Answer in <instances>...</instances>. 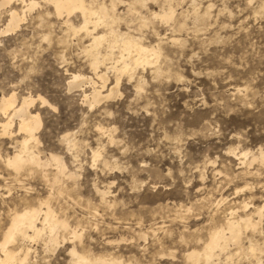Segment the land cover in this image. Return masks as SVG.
I'll return each instance as SVG.
<instances>
[{
  "label": "rangeland",
  "instance_id": "rangeland-1",
  "mask_svg": "<svg viewBox=\"0 0 264 264\" xmlns=\"http://www.w3.org/2000/svg\"><path fill=\"white\" fill-rule=\"evenodd\" d=\"M112 1L86 2L111 9ZM115 1L116 29L158 45L161 55L153 65L138 66L132 78L121 75L113 93L92 106L85 99L92 84L69 86L74 73L102 86L85 52L91 39L79 29L81 14L61 17L45 0L32 10L28 0L0 7V97L14 92L17 100L34 98L30 109L42 119L35 149L43 158L63 157L75 173L53 183V164L16 175L0 159V240L9 209L45 198L59 216L79 223L82 237L53 253L31 242L26 264H73V243L91 255L112 254L134 264H188L184 253L200 234L206 237L213 213L221 219L226 207L246 198L264 204V163L248 164L252 152L264 150V0ZM11 9L24 19L1 33ZM171 9L170 22L153 15ZM106 75L103 96L116 80L113 71ZM12 127L11 136L0 127L5 159L23 136ZM246 150L249 155L241 156ZM97 189L107 192L105 200ZM258 256L260 261L237 263L264 264V253Z\"/></svg>",
  "mask_w": 264,
  "mask_h": 264
},
{
  "label": "bare ground",
  "instance_id": "bare-ground-1",
  "mask_svg": "<svg viewBox=\"0 0 264 264\" xmlns=\"http://www.w3.org/2000/svg\"><path fill=\"white\" fill-rule=\"evenodd\" d=\"M12 1L1 0L0 7L9 5ZM22 1L26 2V0ZM45 1L51 3L56 13L61 17L63 15L70 17L76 11L82 16L83 23L79 29L84 30L85 34L91 39L85 52L90 57L91 69L94 75L102 81L100 82L102 86L99 88L97 81L92 76H85L81 73H74L72 75L69 86L70 89H74L83 87L85 83L92 84L91 94H85V99L90 102L91 106L98 103L103 97H109L113 93L114 88L120 81L121 75L127 74L132 78L138 66L145 67L157 63L161 55L158 45L147 46L136 37L121 34L116 29L115 24L118 19L113 14V11L117 7L115 3L117 1H112L111 9L105 3L93 6L87 3V0ZM38 3L39 0H28V10H32ZM174 14L175 10L171 9L168 12L166 10L154 13L153 15L160 17L166 22H170ZM24 15L11 9L6 29L2 30L1 33L15 30L24 19ZM71 23L69 22L68 24L71 25ZM98 27L105 31L99 33L96 31ZM79 29L78 31H80ZM101 67H104L105 71ZM108 70L116 73V80L115 84L109 88V93L103 96L102 89L107 87L106 82L108 78L106 74ZM37 98L40 99L41 104L48 103V99L46 100L39 95ZM33 102L34 98L31 96L17 100L14 92L0 97L1 134L11 136L13 134V125H17V134L23 133L22 139L17 140L18 145L15 153L8 155L6 159L0 153V159H4L3 162L6 163L9 169L14 170L16 175H19L25 167L35 166L44 171L46 166L48 167V165L53 164L55 171L52 173V177L49 178L53 183L58 181L61 176H66L70 179L75 173L69 170L68 165L64 162L65 160L63 161L62 159L63 157L61 158L57 154L50 153L49 156L43 158L40 156L39 150L35 149L33 145L38 140L36 131L42 122L39 112H33L30 109ZM64 138L67 140L68 145H74L72 144L73 140L68 135ZM247 154L249 155L247 150L241 152V156L243 157H247ZM98 156L99 153L95 152L94 160ZM250 157L248 161L249 165L255 160L264 163L263 148H260L257 152H252ZM244 160L241 163H244ZM47 173L46 175H48ZM0 178H4V176L0 174ZM58 192L60 193L61 191L58 190ZM97 192L102 195V200H105L104 197L107 192L101 189H97ZM246 199L238 202V205L233 204L226 207V210L222 211L224 215L221 219H218L214 215L215 213L210 216L206 237L200 234L194 245L189 247L184 253V258L188 264H238L237 262L241 258H245L246 260L251 258L250 261L253 259L260 261L258 254L264 253V246L260 242L261 240L264 242V228L260 226L263 219L264 204L256 206L251 200ZM53 205L48 198H45L34 204H24L22 207L9 209L8 217L10 221L0 240V264H26L30 259L31 251H33L30 245L31 242L40 241L42 242V249L46 253H53L57 247L68 239L72 238L73 240V238L80 237L81 233L77 231L79 223L76 226L70 224L69 219L67 220L63 216V213L62 216L58 215L57 209ZM252 208L254 209L252 210ZM182 240L185 241L186 238L182 236ZM159 241L163 244L161 239H158ZM26 242L29 244L26 245ZM78 245L73 243L69 249V255L73 264H134L132 261H125L121 257H116L112 254L106 256L91 255L87 253L83 244L82 247ZM170 252L169 254L174 257ZM161 258H166L164 252L161 254ZM249 264H252V262H249Z\"/></svg>",
  "mask_w": 264,
  "mask_h": 264
}]
</instances>
